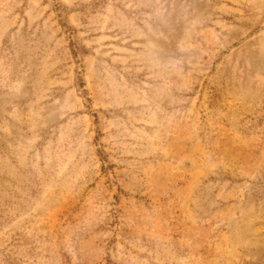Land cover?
<instances>
[{
    "label": "rangeland",
    "instance_id": "obj_1",
    "mask_svg": "<svg viewBox=\"0 0 264 264\" xmlns=\"http://www.w3.org/2000/svg\"><path fill=\"white\" fill-rule=\"evenodd\" d=\"M0 264H264V0H0Z\"/></svg>",
    "mask_w": 264,
    "mask_h": 264
}]
</instances>
